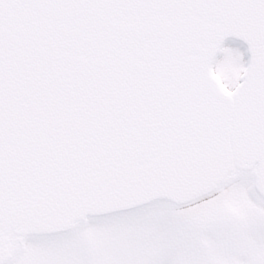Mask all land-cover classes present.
Returning a JSON list of instances; mask_svg holds the SVG:
<instances>
[{"label": "snow or ice", "instance_id": "obj_1", "mask_svg": "<svg viewBox=\"0 0 264 264\" xmlns=\"http://www.w3.org/2000/svg\"><path fill=\"white\" fill-rule=\"evenodd\" d=\"M13 153L77 198L105 162L243 191L264 264V0H0V244Z\"/></svg>", "mask_w": 264, "mask_h": 264}, {"label": "rangeland", "instance_id": "obj_2", "mask_svg": "<svg viewBox=\"0 0 264 264\" xmlns=\"http://www.w3.org/2000/svg\"><path fill=\"white\" fill-rule=\"evenodd\" d=\"M230 222L218 228H189L162 208L124 219L89 223L70 239L28 241L15 264H244L254 246L249 230L260 210L245 192L226 193ZM236 235V239L230 237ZM261 253L254 254L257 260Z\"/></svg>", "mask_w": 264, "mask_h": 264}, {"label": "water", "instance_id": "obj_3", "mask_svg": "<svg viewBox=\"0 0 264 264\" xmlns=\"http://www.w3.org/2000/svg\"><path fill=\"white\" fill-rule=\"evenodd\" d=\"M27 166L29 167L26 171L18 169L21 167L17 166L15 153H13V167L5 185L4 236L3 243L0 244V258L6 261L10 257L12 258L20 248L21 238L26 234L25 230L20 229L26 227V225H23L24 220H29V229L33 230L42 226L45 220L55 221L60 219L62 216L61 211L65 220L69 217L71 220L81 217L83 215L81 208L86 205L85 201H82L85 198L74 197L68 191L67 180L62 178L66 176V173L62 169H57L45 183L40 179V162L38 159H31L22 167L26 168ZM81 167L83 165L73 169L75 176L80 174ZM145 170V166L139 162H119L116 166L105 162L101 166L100 173L94 177V192L89 197H96L97 201H101V205H107L109 208L114 209V205L117 207L126 201L125 192H133L132 190H125L129 184L131 186L133 184L136 188L143 185L142 187L145 188H142V190L153 192H156L157 188L173 189L179 187L186 189L188 186L195 184L189 190L195 192V194H191L187 199H190L193 195L197 197L207 192V190L199 191L197 188L199 184L196 183L202 181L195 176L149 180L144 175ZM211 185L215 187L214 184ZM114 192L122 196L115 197ZM150 195H152V192L147 193L146 196ZM94 201L96 199L92 202ZM86 202L88 205L89 201ZM218 204L220 209L217 212L215 209ZM69 208L71 211L68 210ZM190 211L198 214V217L193 220L198 225L219 220L222 222L226 219V211L220 204L219 199L213 201L212 205L202 204ZM216 218L217 221L214 220ZM66 223L67 221L57 222L58 226L50 227V225H47V227L54 230Z\"/></svg>", "mask_w": 264, "mask_h": 264}, {"label": "bare ground", "instance_id": "obj_4", "mask_svg": "<svg viewBox=\"0 0 264 264\" xmlns=\"http://www.w3.org/2000/svg\"><path fill=\"white\" fill-rule=\"evenodd\" d=\"M205 201V200H204ZM195 203V202H194ZM194 203H192V204H189V205H187L186 207H188V206H190V205H193ZM172 211H176L175 209L173 210L172 209ZM26 243V242H25Z\"/></svg>", "mask_w": 264, "mask_h": 264}]
</instances>
